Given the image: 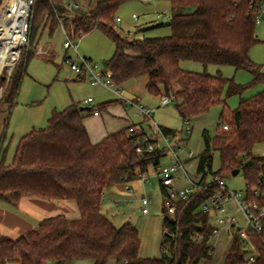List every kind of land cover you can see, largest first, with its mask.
Instances as JSON below:
<instances>
[{"label":"trees","instance_id":"1","mask_svg":"<svg viewBox=\"0 0 264 264\" xmlns=\"http://www.w3.org/2000/svg\"><path fill=\"white\" fill-rule=\"evenodd\" d=\"M8 1L0 0V9ZM127 1L130 0H97L70 15L55 8L62 6L64 0H32L28 40L41 25L49 35L59 25L64 29V23L70 36L99 31L114 45L105 68L115 84L146 74V91L154 96L171 92L182 120L203 115L220 105L216 134L209 138L202 131L203 151L196 171L203 180L206 173L223 179L238 169L245 191L255 189L261 195L264 156L254 155L251 150L254 144L264 142V72L249 58L250 48L259 42L255 16L261 0H168L170 18L165 24L170 34L132 39L120 36L114 24L116 11ZM162 24L137 28L136 32ZM25 50H21L4 82L0 111L8 114L16 104L21 79L32 57L31 53L22 57ZM182 60L229 65L248 71L253 78L249 84L239 85L219 74L183 70L179 67ZM255 83H262L263 89L250 98L240 99L234 110L227 109L222 98L224 88L229 96L240 94ZM86 113L74 103L52 111L46 127L32 128L19 138L7 164L0 145V202L15 208L21 197L70 200L79 211V217L73 220L61 214L44 218L16 239L0 235V264H42L47 260L66 264L79 259H88L92 264H106L109 260L115 264H207L212 253L208 238L193 243L188 231L198 224L205 235L210 232L207 215L195 212L209 190L176 203V222L163 215L162 226L170 224L177 233L165 250L162 235L159 258L140 257L135 227L128 222L115 227L100 211L105 188L139 178V173L158 163L163 152H137L139 135L124 129L108 134L98 143H90L82 122ZM223 124L227 125L226 130H222ZM160 128L164 134L175 136L176 131ZM215 152L219 167L212 172ZM249 239L256 254L252 264H264V222L260 231L249 234ZM243 253L240 238L233 235L220 264H244Z\"/></svg>","mask_w":264,"mask_h":264},{"label":"rangeland","instance_id":"2","mask_svg":"<svg viewBox=\"0 0 264 264\" xmlns=\"http://www.w3.org/2000/svg\"><path fill=\"white\" fill-rule=\"evenodd\" d=\"M164 10L166 14L156 19L155 12H162ZM132 15H135L136 18H132ZM115 17L119 18V22H114L117 33L128 39L140 38L142 36H166L171 32L169 26L165 24L170 18L168 0H130L118 8ZM145 22L163 24L148 29L143 35L136 32L137 28ZM258 24H256V27L262 28ZM43 28V25H41L36 34L31 36L30 40L26 36L28 47L23 52L22 57L28 53H31L32 57L28 61L25 73L21 79L15 98L16 104L9 114L7 111H0V145L2 152H4L5 164L11 161L19 138L32 128L40 129L46 127L52 111L61 110L71 103L81 108H88L84 104V100L87 98H91L94 105L102 101L115 99L109 90L98 86H91L87 80H77V77L68 65L62 62L64 55H68L71 59L75 57V53L72 50L65 51L62 48L64 41L62 32L57 28L54 29L51 35L46 31L41 35ZM64 29L68 31V25L65 23ZM23 33L18 49L24 43L25 36ZM70 38L76 44L77 53L80 56L90 58L97 67L105 69V62L114 51V45L108 37L99 31L93 30L80 37L70 36ZM38 50L41 53H38ZM249 51L250 60L260 65L261 70L264 71V43H256ZM179 67L183 70L196 73H202L206 69L207 72L205 73L207 74H219L225 79H232L234 83L239 85H247L253 78L252 74L248 71L235 70L229 65H202L198 62L182 60L179 62ZM8 68L10 67H4L0 74V98L3 95L4 82L6 81L4 77ZM133 80V90L143 95L144 99L155 105L154 120L156 123L161 127L176 131L174 137L168 135V142L174 147L173 150L182 162L183 170L188 174L190 179L195 180L199 178L201 173L196 171V166L199 155L203 151L202 131L205 130L209 138H212L216 134V125L221 112V106H213L207 113L190 119L191 133L187 135L184 131L183 120L175 109V101L172 100L166 105L158 106L159 96L149 95L145 91L147 75L142 74ZM120 85L117 87L121 88ZM262 89V83H255L249 85L240 94L226 96V88H224L222 98L225 99L227 109L234 110L240 99L250 98ZM121 94L127 97L128 93L126 90H121ZM100 111L101 116H107V112ZM141 118L132 116L130 119L136 123L137 121H141ZM127 124L129 125L130 122L111 116V119L106 123V127L109 131L115 132L120 129L126 130ZM148 125L147 120H145L144 131L146 132L148 131ZM150 137L156 139V146H164V141L159 136L150 134ZM188 152H192L191 158L187 157ZM251 152L254 155L264 156V142L254 144ZM172 162L173 159L170 157L168 150L166 151V155L159 160V163L162 165H168ZM218 167L219 157L218 153L215 152L212 155L211 171H216ZM145 175L149 177V181L145 182L137 178L105 188L102 194L101 209L103 214L115 227H119L124 222H128L135 227L140 241L138 252L140 257L159 258L162 241V196L158 178L154 175L153 169L149 168ZM176 176L178 177V183L182 184L185 182L182 170H179ZM211 176L212 174L206 173L208 179ZM223 181L225 187L230 191L239 193L240 195L245 191V183L241 172L235 176L230 174L224 177ZM143 196L150 200L146 206V214L142 213L141 198ZM0 204L3 206L1 208H4V206L8 207V205L2 202ZM229 240L230 235L226 234V232H221L212 240V253L207 264L221 263L228 248ZM7 264L14 263L8 262ZM42 264H53V262L47 260ZM66 264H92V262L88 259H79ZM106 264H115V262L109 260Z\"/></svg>","mask_w":264,"mask_h":264},{"label":"built area","instance_id":"3","mask_svg":"<svg viewBox=\"0 0 264 264\" xmlns=\"http://www.w3.org/2000/svg\"><path fill=\"white\" fill-rule=\"evenodd\" d=\"M26 1L28 2L29 7L27 17L23 24V29L25 31L24 43L20 45L18 55L13 65L11 68L7 69V73L4 77L5 79L8 78L10 72L12 71L21 50L28 47V22L32 0ZM68 5L70 7H77L76 4H72L70 2ZM165 14L166 11H163L158 14V16L163 17ZM132 18H135V15H132ZM261 21L264 22V14H262L259 6L258 12L255 16V24H258ZM114 22H119V18L115 17ZM62 48L65 51L70 49L75 53L74 59H71L68 55H64L62 57V62L68 65L70 70L77 77V80H87L91 86H99L103 89L112 91L117 98L125 104V108L134 107L136 114L144 120H147L149 124L147 132L132 125H129L126 128L127 132L133 135H139V144L136 147L137 152H152L158 150L163 152L162 157H164L166 155V151H169L173 162L168 165H162L158 161V163L152 168L154 175L158 178L159 189L162 196V214L176 222V203L186 201L200 191L209 190V194L198 204L195 212L207 215L208 225L211 227V230L205 235V233L202 232L200 225L197 224V228L190 229L188 231L190 241L198 243L206 236L208 238V243L212 246V240H214L221 232H226V234L230 235V240L233 235H237L241 240V248L244 251V264H252L255 260L256 254L249 239V234L252 232H258L262 229L264 222V192L260 195L258 190L252 189L250 192L247 193L244 191L243 194L240 195L239 193L228 190L224 185L223 179L216 175L211 176L209 179L206 177L203 180L200 179L201 176L195 180L190 179L188 174L183 170L182 162L178 159L173 150L174 147L169 144L168 135L164 134L161 131L160 126L153 120L156 108L147 107L134 102L133 100L124 98V96L120 93V88L114 83L111 72L106 68L100 69L89 59L80 56L77 53L76 44L71 41L70 35L67 33H65ZM37 52L41 53L40 50ZM172 100H174V96L171 92L162 94L159 96L158 105H166ZM84 104H86L89 108H92L94 105L91 98L85 99ZM92 114L97 115L98 112L93 110ZM183 126L185 133L189 135L191 133V127L188 119L183 120ZM221 128L222 130H226L227 125L223 124L221 125ZM150 134H154L162 138L164 146H156V139L151 138ZM142 143L145 144L144 147L140 146ZM187 157L191 158L192 152H188ZM179 170H182L183 178L185 180L182 184L178 183V177L176 176V173ZM145 174L146 172H141L138 177L142 181L146 182L149 181V177ZM248 195L250 196V199L248 198ZM149 201L150 200L144 196L141 198L143 214L147 213L146 206L149 204ZM176 233L177 229H173L170 224L165 223L162 226V235L164 236L162 248L164 250L168 243L176 237Z\"/></svg>","mask_w":264,"mask_h":264},{"label":"crops","instance_id":"4","mask_svg":"<svg viewBox=\"0 0 264 264\" xmlns=\"http://www.w3.org/2000/svg\"><path fill=\"white\" fill-rule=\"evenodd\" d=\"M95 1L97 0H64L61 12L62 14L73 15L75 12H78L79 9L81 8L84 9L85 7L92 6L95 3ZM69 2L72 4H76L77 7H74V6L70 7L68 5ZM260 10L262 14H264V0H261L260 2ZM162 12L161 11L155 12L156 19L160 18L158 14ZM156 24H159V23L152 24L151 22L150 23L145 22L142 26L138 28H147L150 26H154ZM258 25H261L262 28L255 27V31H256L257 38L259 40L258 44H261V43H264V31H263L264 22L261 21ZM57 28L60 29V31L62 32L65 38L66 32L63 29V27L59 25L55 29ZM44 31L48 33L47 28H43L41 31V35ZM146 31H138V32L143 35L145 34ZM249 55H250V51H249ZM87 59L91 61L90 58H87ZM204 72H207V70L205 69ZM133 79H130L129 81L124 82L120 85L121 86L120 93H121V90H126L128 94L127 95L125 94L127 97H124V98L133 100L134 102H137L147 107H154L155 105H153V103L151 104L150 101H148L147 99H144L143 95L138 94L137 92L133 90V87H132L134 86V82H132L134 81ZM145 91H146V87H145ZM110 92L115 97L114 100L102 101L98 103L97 105H93L92 108H89V107L83 108L84 110H87V113L84 115L82 122L85 128V131L87 133V137L90 143L92 144L98 143L103 137L107 136L108 134L113 133L109 131L106 127V123L111 119V116L119 118L122 121H129L130 122L129 125L136 126L144 130L145 120L143 118H141L142 119L141 121H137L136 123H134L130 119L132 116L135 118L140 117L136 114L135 108L134 107L125 108V104L120 99H118L117 96L112 91ZM93 110H96L98 114L93 115L92 114ZM100 110L107 112V116L106 115L101 116ZM153 120H154V116H153ZM129 125L127 124V127ZM122 126L124 125L122 124ZM101 205H102V202H101ZM1 207L3 206H1L0 204V235L5 236L10 239H16L19 236L23 235L28 230L35 227L44 218H48V217L59 215V214L64 215L69 220L77 219L79 217V211L77 209L75 202L70 201V200H43V199L34 198V197H21L15 208H11L9 206L8 207L4 206V208H1ZM100 211L102 212L101 206H100Z\"/></svg>","mask_w":264,"mask_h":264},{"label":"bare ground","instance_id":"5","mask_svg":"<svg viewBox=\"0 0 264 264\" xmlns=\"http://www.w3.org/2000/svg\"><path fill=\"white\" fill-rule=\"evenodd\" d=\"M28 7L26 0H9L0 9V74L4 67L11 68L15 61Z\"/></svg>","mask_w":264,"mask_h":264},{"label":"water","instance_id":"6","mask_svg":"<svg viewBox=\"0 0 264 264\" xmlns=\"http://www.w3.org/2000/svg\"><path fill=\"white\" fill-rule=\"evenodd\" d=\"M62 7H63V6H61V5H56V6H55V8H56L57 11H61V10H62ZM81 109H83V108H81ZM238 173H239V170L236 169V170H233V171L231 172V175H232V176H235V175H237Z\"/></svg>","mask_w":264,"mask_h":264}]
</instances>
